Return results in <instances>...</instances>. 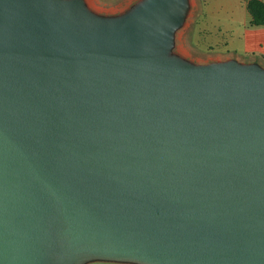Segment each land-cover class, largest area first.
I'll return each mask as SVG.
<instances>
[{
  "label": "water",
  "instance_id": "obj_1",
  "mask_svg": "<svg viewBox=\"0 0 264 264\" xmlns=\"http://www.w3.org/2000/svg\"><path fill=\"white\" fill-rule=\"evenodd\" d=\"M192 8L0 0V264H264V65Z\"/></svg>",
  "mask_w": 264,
  "mask_h": 264
},
{
  "label": "crops",
  "instance_id": "obj_2",
  "mask_svg": "<svg viewBox=\"0 0 264 264\" xmlns=\"http://www.w3.org/2000/svg\"><path fill=\"white\" fill-rule=\"evenodd\" d=\"M247 1L199 0L193 6L195 43L206 60L234 56L264 65V26L249 23Z\"/></svg>",
  "mask_w": 264,
  "mask_h": 264
},
{
  "label": "rangeland",
  "instance_id": "obj_3",
  "mask_svg": "<svg viewBox=\"0 0 264 264\" xmlns=\"http://www.w3.org/2000/svg\"><path fill=\"white\" fill-rule=\"evenodd\" d=\"M91 7L100 12H116L123 9L129 2L133 0H87ZM199 0H191L193 6L195 7ZM193 10L189 14L185 25L177 31L176 34V51L179 53L198 60L205 61L207 59L205 52L199 48L195 43L194 37V21ZM214 52V51H211ZM91 264H119V263H106V262H96Z\"/></svg>",
  "mask_w": 264,
  "mask_h": 264
},
{
  "label": "trees",
  "instance_id": "obj_4",
  "mask_svg": "<svg viewBox=\"0 0 264 264\" xmlns=\"http://www.w3.org/2000/svg\"><path fill=\"white\" fill-rule=\"evenodd\" d=\"M246 9L250 15L251 25L264 26V2L260 0H248Z\"/></svg>",
  "mask_w": 264,
  "mask_h": 264
}]
</instances>
